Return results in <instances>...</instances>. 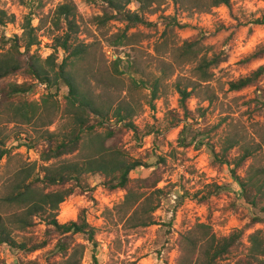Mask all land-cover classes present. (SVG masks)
Instances as JSON below:
<instances>
[{
  "label": "rangeland",
  "instance_id": "1",
  "mask_svg": "<svg viewBox=\"0 0 264 264\" xmlns=\"http://www.w3.org/2000/svg\"><path fill=\"white\" fill-rule=\"evenodd\" d=\"M124 1L118 0V6L122 7ZM158 1L149 8L135 0L128 3L125 9L145 21L132 23L117 18L116 11L105 0H0V10L14 16L13 22L0 27V36L3 33L7 37L20 35L24 18L32 14L43 58L53 52L54 37L64 31L50 24L56 6L73 3L79 26L77 37L89 45L86 58L78 60L74 66L82 91L97 104L112 108L130 105L135 111L133 123L144 132L149 125L162 127L176 119L182 121L176 128L142 136L139 141L125 129L120 135L119 144L130 158L156 163L154 170L137 169L130 174V183L142 186V190H146L143 179L151 183L160 177L156 187L163 189V193L153 212L154 224L137 229L123 226L111 210L122 200L124 191L109 190L99 175L88 176L85 191L76 189L59 205L56 217L59 223L77 219L83 209L87 223L95 231L97 246L83 235L72 238L84 246L79 264H92V255L98 258L99 264H176L180 236L195 223L210 225L217 237L242 232L237 246L220 264H235L243 259L253 231L260 230L264 237V222L252 221L256 209L239 195V188L228 176L226 166L217 163L211 152V147L219 150L225 130L255 138L261 133L259 123L264 121V106L257 100L264 101V75L255 85L237 91L229 89V82L264 65V55L244 62L248 54L264 44V24L251 23L264 15V0H231V10L220 6L210 12L186 10L175 0ZM95 16H101L102 20H93ZM173 18L175 23H172ZM198 32L204 34L203 44L209 55L219 53L226 57L213 69L211 80L201 85L195 84L194 65L189 61L181 63L177 58L183 41L190 40ZM64 56L63 50L56 52V62ZM118 56L121 73L114 72L112 63ZM155 79H158L159 96L152 108L149 101L151 83ZM23 80V75L17 74L4 83ZM190 84H194L195 89L186 101L190 114L184 121L177 87L187 86L191 90ZM34 85L35 92L27 97L28 100L39 101L42 95L52 94L46 106L41 105L38 118L23 123L0 111V150L7 151L0 159V214L4 217L15 210L3 203V198L16 173L24 169L27 175L33 167L35 173H40L41 151L47 140L44 131L60 130L65 121L63 96L66 87L61 85L48 91L44 86ZM97 120L100 119L92 116L90 123L97 125L100 131L115 122L110 120L100 126ZM49 121L52 124L46 126ZM185 122L188 126L180 134ZM118 127L121 129L122 124L118 123ZM156 145H160L159 152L165 157V163L155 162L153 149ZM235 155L234 149L228 158ZM259 164L264 168V145L259 153ZM237 175L242 177L244 168L238 170ZM223 183H230L231 188L218 194L210 193L212 184ZM34 221L28 230L14 231L13 237L18 242L25 241L28 247L44 240L47 244L31 253L0 245V264H50L62 259L55 246L58 237H46L45 222L39 218Z\"/></svg>",
  "mask_w": 264,
  "mask_h": 264
},
{
  "label": "trees",
  "instance_id": "2",
  "mask_svg": "<svg viewBox=\"0 0 264 264\" xmlns=\"http://www.w3.org/2000/svg\"><path fill=\"white\" fill-rule=\"evenodd\" d=\"M116 11V17L126 19L132 23H145L144 19L136 13H130L125 6L132 0H125L123 6H118V0H105ZM147 8L156 4L158 0H135ZM175 3L186 10L193 12H210L214 8L224 6L232 9L231 0H175ZM105 14L108 12L105 10ZM32 14L27 15L22 24L20 35L7 37L4 33L0 36V111L19 119L23 123H31L38 118L39 110L47 104L51 93L42 95L39 101L28 100L27 97L35 92L36 85H44L46 90L59 88L61 85L67 89L64 98L63 118L65 119L60 130H45L47 140L41 151V170L35 173L34 167L29 169L27 175L19 170L10 190L3 198V203L15 208L6 217L0 214V245H6L12 250L34 252L44 247V240L39 244L28 247L25 241L18 242L13 237V232L26 231L34 225V219L39 218L46 224V237L56 235L58 240L56 248L61 260L50 264H79L84 252L82 244L72 241L74 235L83 237L97 246L95 231L91 227L82 209L77 219L59 223L57 214L59 205L65 201L76 189L85 191L88 176L99 175L104 178L103 184L109 190H123L124 196L112 211L123 226L137 229L154 224L153 212L158 207L163 189L157 188L160 177L151 183L147 179L142 186H133L130 178L131 172L137 169L154 170L155 164L151 161L132 159L121 147L122 130L131 131L136 140L142 136L167 132L176 128L180 119L169 125H149L146 131H141L132 121L135 111L130 105H119L112 108L110 105L97 104L90 95L82 91L81 84L74 66L78 60H84L88 55V44L79 41L77 37L79 26L76 22V8L73 3L58 4L51 18V25L56 29L64 28L62 33L54 37L53 52L43 58L39 51L40 41L36 28L32 25ZM14 16L0 10V27L13 22ZM95 21H101V16H95ZM173 18V22L175 23ZM168 21L166 25H168ZM251 23L264 24V15L254 19ZM178 24V23H176ZM204 34L198 32L190 40L183 41L178 48L177 58L180 62L192 63L195 84L207 83L213 76V69L226 60L219 53L207 51L203 44ZM64 51L65 56L56 62V52ZM264 55V44L258 45L248 54L244 62L260 58ZM115 73H121L119 65L121 58L112 61ZM22 74L21 83L7 81L9 77ZM264 75V65L258 66L249 74L229 82L230 90H241L247 86L255 85ZM3 83H2V82ZM152 85L150 106L154 108L153 101L158 98V79ZM177 87L179 93L180 109L183 111V120L187 121L189 111L186 107L187 99L195 89L194 84ZM51 94V95H50ZM264 106V101L257 100ZM38 102V103H37ZM95 117L98 125H103L114 120V125L107 126L105 131L97 130V125L90 123ZM118 123L122 124L121 129ZM49 121L46 126L51 125ZM188 123L182 127L180 134L187 128ZM261 133L258 137H246L242 133L225 130L220 138L219 150L211 147L214 159L220 165L226 166L228 176L239 188V195L251 207L256 209L255 222H264V168L259 164V153L264 145V121L259 123ZM160 129V130H159ZM144 132V133H143ZM156 135V134H155ZM236 155L229 159L232 150ZM160 145L153 149L155 162L165 163L166 159L160 154ZM6 149L0 150V159L6 155ZM244 168V175H237L238 170ZM210 193L216 194L231 188L230 183L212 184ZM48 189V190H46ZM209 193V194H210ZM241 231L228 236L217 237L210 225L195 223L190 229L181 234L178 245L176 264H220L232 248L236 247ZM249 246L246 256L235 264H264V237L260 230L253 231L248 237ZM92 264H99L97 257L92 255Z\"/></svg>",
  "mask_w": 264,
  "mask_h": 264
},
{
  "label": "built area",
  "instance_id": "3",
  "mask_svg": "<svg viewBox=\"0 0 264 264\" xmlns=\"http://www.w3.org/2000/svg\"><path fill=\"white\" fill-rule=\"evenodd\" d=\"M41 86H44V85H41Z\"/></svg>",
  "mask_w": 264,
  "mask_h": 264
}]
</instances>
